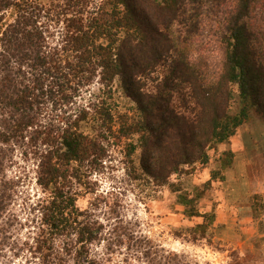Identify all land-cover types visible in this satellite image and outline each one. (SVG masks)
Wrapping results in <instances>:
<instances>
[{
    "label": "trees",
    "instance_id": "obj_1",
    "mask_svg": "<svg viewBox=\"0 0 264 264\" xmlns=\"http://www.w3.org/2000/svg\"><path fill=\"white\" fill-rule=\"evenodd\" d=\"M254 113L264 121V0H0V264H106L91 254L106 228L77 201L109 143L132 162L140 149L134 171L170 184ZM17 152L45 194L24 238ZM171 185L205 237L215 213L199 211L198 190ZM128 239L121 264H192Z\"/></svg>",
    "mask_w": 264,
    "mask_h": 264
},
{
    "label": "rangeland",
    "instance_id": "obj_2",
    "mask_svg": "<svg viewBox=\"0 0 264 264\" xmlns=\"http://www.w3.org/2000/svg\"><path fill=\"white\" fill-rule=\"evenodd\" d=\"M98 88L96 84L91 90ZM108 149L102 165L88 178L90 189L82 186L77 201L106 228V239L91 246L93 257L106 264H121L134 252L128 239L134 235L152 240L167 252L184 254L192 264H264V121L258 113L229 142L210 150L209 164L186 167L171 177L170 184L158 185L134 171L140 164V149L133 162L126 157L125 144L111 141ZM226 155L232 163L222 171L224 179L211 180L206 186L212 170L221 169ZM9 174L21 180L12 211L22 222L19 233L24 238L34 230L33 220L40 214L30 207L45 194L31 158L17 152ZM171 183L190 196L198 190L199 211L215 213V223L205 237L195 228L203 217L186 216ZM119 239L124 242L120 244Z\"/></svg>",
    "mask_w": 264,
    "mask_h": 264
}]
</instances>
